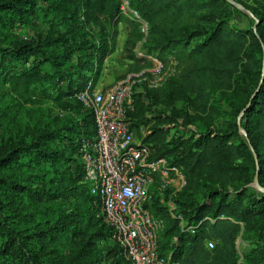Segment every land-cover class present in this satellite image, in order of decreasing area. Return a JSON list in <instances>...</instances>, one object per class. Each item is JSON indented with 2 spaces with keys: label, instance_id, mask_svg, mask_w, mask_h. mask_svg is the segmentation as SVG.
I'll list each match as a JSON object with an SVG mask.
<instances>
[{
  "label": "trees",
  "instance_id": "trees-1",
  "mask_svg": "<svg viewBox=\"0 0 264 264\" xmlns=\"http://www.w3.org/2000/svg\"><path fill=\"white\" fill-rule=\"evenodd\" d=\"M18 1L0 0V8L12 13L25 11ZM24 1L30 3L31 0ZM58 3L60 6V1ZM61 3L83 10L89 24H95L101 29L111 27L112 45L109 50L102 51L100 63L108 54L115 51L120 23L126 25L128 51L135 49L145 37L141 32L140 23L122 12L121 0H63ZM129 3L131 8L137 10L149 22V34L142 44L144 53L156 55L166 63L169 62L170 56L178 62L177 75L170 77L161 87L146 88L144 92L134 93L133 108L128 112L131 129L136 137L142 138L151 147L153 156L168 158L184 172L187 184L172 196L177 206L176 212L183 214L189 224L204 220L207 216L219 217L215 222L204 220L195 234L182 232L180 221L169 213L167 200L171 191L168 190L164 201L157 195L150 208L155 216L165 222L159 234L158 250L161 255H171L173 260L184 264H239L236 241L240 233L243 228L249 231L258 220H264V192L260 193V196H253L246 189H242L233 195L228 190L229 186L237 184L246 175L248 165L240 162L243 157H248L257 167L259 182L264 187V58L257 56L258 53L264 55L262 43L264 40L258 35L260 27L256 30L232 27L230 16L224 10L226 0H129ZM44 45L40 43L34 46L25 43L12 50L0 47L2 56L12 60L8 65L12 70L6 72L5 79L15 92L27 94L32 86L40 81L42 71L38 65V55L43 51ZM87 54L88 52L79 56V64L85 63ZM70 56L71 54L65 52L55 54L51 62L55 65L63 64L60 58H64L66 62ZM131 57L138 63L134 71L151 65L150 61L136 53ZM79 69L81 83L69 92L71 95L85 88L91 78V75ZM177 77L179 79L176 82ZM97 78L98 73L94 76V83L97 82ZM243 83L252 89L246 90ZM212 90H233V94L238 98L233 104V109L238 115L244 112L243 127L247 132L248 141L233 142L232 131H217L211 127L203 130L199 137L191 135L178 140H169L170 128L160 127L158 124L151 127L148 135L141 131L142 124L146 122L147 106L158 105L168 97L186 102L187 107L196 112L197 118L210 116L215 107L209 105L207 94ZM78 103L89 113L93 125L91 132L89 129L84 131L85 136H82L78 146H72V149H78L80 161L76 160L75 154L68 155L66 152V146L72 139L71 126L64 128L66 131L44 130L30 143L22 138L14 142L11 135L6 133L7 139L3 141L7 143V148L0 154V215L3 218L0 219V235L7 234L8 239L0 245V264H8L5 258L11 255L13 248L18 253H24L20 237L9 218L18 216L20 202L17 197L19 191L26 188L16 171L12 169L25 166L20 158L28 151L32 152L36 163L40 159L51 161L54 165L63 159L67 163L76 162L73 172L70 170L67 173L60 172L61 178H68L74 194L89 203L90 208L97 212L99 217L83 209L79 220L86 219V225L81 228L80 223H76L80 234L88 239L101 237L109 240L118 256L128 264L120 248L111 240V228L105 223L100 208L95 204L96 198L91 193L89 185L82 182L84 163L81 148L84 141L94 140L96 129L92 112ZM177 117L174 114L170 119L177 120ZM182 117L185 123L190 122L189 114ZM87 125L86 123L85 126ZM235 128L237 134L238 123ZM57 141H60L64 148L58 145L53 148ZM250 147L258 157L256 160ZM205 189L206 200L195 205L192 201L194 192ZM38 190L44 195L42 191L45 188L42 184ZM40 197L38 199H41ZM221 215L225 218H220ZM207 240L215 241L213 249L207 248ZM262 258L263 248L248 264L261 263ZM101 261L97 259L76 264H102Z\"/></svg>",
  "mask_w": 264,
  "mask_h": 264
},
{
  "label": "rangeland",
  "instance_id": "rangeland-1",
  "mask_svg": "<svg viewBox=\"0 0 264 264\" xmlns=\"http://www.w3.org/2000/svg\"><path fill=\"white\" fill-rule=\"evenodd\" d=\"M61 1L63 0H31L28 3L29 1L19 0V5L25 11L15 13L0 8L1 48L12 50L25 43L34 46L45 44L42 46L43 51L38 55V65L42 71L41 79L27 94L15 92L6 81L5 74L12 70V67H8L12 60L4 58L0 52V154L7 148V143L3 141L7 139L6 133L11 135L14 142L22 138L30 143L44 130L66 131L64 128L71 126L72 139L66 146V152L68 155L75 154L76 160L80 161L78 149H72V146H78L82 136H85L84 131L89 129L91 132L93 125L89 113L79 105L75 95L69 93L81 83L79 68L91 75L89 82L94 83V76L98 73L94 85L104 87L115 84L125 74L138 67L136 59L131 55L135 53L138 55L141 42L132 51L126 49L128 34L124 23L118 25L115 51L108 54L100 63L102 51L109 50L112 45L111 27L101 29L95 24H89L83 10L73 5H61ZM226 1L224 10L230 16L231 26L242 30L252 28L256 30L260 27L258 35L264 40V0ZM55 39L57 41H54ZM262 43L264 49V42ZM83 47L88 49L82 50ZM62 52L71 54L70 59L64 62V58L61 57L60 61L63 64H53L52 56ZM86 52H88L86 61L81 65L78 63V58ZM257 56L264 58L262 53H258ZM171 58L170 56L169 60ZM177 72L171 77H175ZM177 79L179 78L175 79L176 82ZM243 85L246 90L252 89L246 83ZM232 91H210L207 100L215 110L210 116L203 115V119L197 118L196 112L188 108L186 102L177 98L168 97L158 105H148L145 110L146 122L142 124L141 131L148 135L151 127L158 124L160 127L170 128L169 140H178L191 135L199 137L203 130L211 127L217 131H232L233 142L248 141L247 132L243 127L244 112L238 115L233 109V104L238 98ZM174 114L175 117L189 114L190 122L185 123L182 116H178L177 120H171L170 116ZM236 123L239 125L237 134ZM56 145L64 148L60 141L52 147L55 148ZM250 149L256 160L258 158L256 153L252 147ZM20 160L25 166L18 169L13 167L12 171H16L26 188L19 191L17 197L20 202L18 216L14 215L9 219L13 221L12 226L20 237V245L24 253H18L13 248L11 255L5 258V262L76 264L98 259L102 260V264H125L109 240L101 237L88 239L81 235L77 228V222L80 223L81 228L86 225V219L79 220L83 209L89 214L95 213L96 217L98 215L90 208L89 203L74 194L68 178H61L60 172L67 173L69 170L73 172L76 162L67 163L63 159L54 165L51 161L40 159L36 163L30 151L23 153ZM240 162L248 165L246 175L237 184L229 186L228 190L235 195L238 190L246 189L249 194L260 196V193L264 192V187L259 179L261 189L256 186L257 167L248 157L241 158ZM41 184L45 188L42 191L44 195L38 190ZM213 188L219 187L213 186ZM206 192L207 189L194 192L193 203L196 205L206 200ZM39 196L41 199H38ZM0 219H3L1 215ZM93 231L92 229L91 232ZM7 239V234H1L0 245H3ZM236 247L239 264H248L256 258L259 250L264 249V220H258L254 228L249 231L243 228L236 241ZM260 262L258 264H264V258Z\"/></svg>",
  "mask_w": 264,
  "mask_h": 264
},
{
  "label": "built area",
  "instance_id": "built-area-1",
  "mask_svg": "<svg viewBox=\"0 0 264 264\" xmlns=\"http://www.w3.org/2000/svg\"><path fill=\"white\" fill-rule=\"evenodd\" d=\"M121 10L140 23L145 37L138 56L151 65L128 72L113 85L98 87L90 81L75 94L76 100L92 112L96 129L94 140L84 141L81 148L83 182L89 185L95 204L111 228V240L128 264H184L158 250L165 222L151 211L155 197L160 195L164 201L171 191L167 200L169 213L180 221L182 232L195 234L204 220L215 222L219 217L207 216L189 224L183 214L176 212L172 196L187 184L184 172L168 158L153 156L151 147L131 129L128 112L133 108L134 93L161 87L178 71V62L171 58L166 63L142 52L149 22L131 8L129 0H121ZM206 246L213 249L215 242L207 240Z\"/></svg>",
  "mask_w": 264,
  "mask_h": 264
},
{
  "label": "water",
  "instance_id": "water-1",
  "mask_svg": "<svg viewBox=\"0 0 264 264\" xmlns=\"http://www.w3.org/2000/svg\"><path fill=\"white\" fill-rule=\"evenodd\" d=\"M255 182H256V186H257V188L261 189V186H260V184L258 183V172H257V175H256Z\"/></svg>",
  "mask_w": 264,
  "mask_h": 264
}]
</instances>
